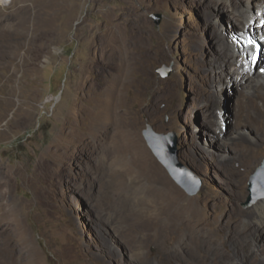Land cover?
Here are the masks:
<instances>
[{
    "label": "rangeland",
    "instance_id": "obj_1",
    "mask_svg": "<svg viewBox=\"0 0 264 264\" xmlns=\"http://www.w3.org/2000/svg\"><path fill=\"white\" fill-rule=\"evenodd\" d=\"M238 5L258 18L264 0H238ZM221 12L202 0L0 4V97H11L7 86H13L15 100L23 98L35 106L0 109L7 115L0 121V245L8 243L18 220L41 264H182L180 257L183 264H221L224 256L236 254L237 233L252 223L247 213L264 200L249 203V182L264 165V139L236 116L237 92L244 88L237 87L230 67L238 59L244 67H253L255 78L264 73V66L256 70L258 60L264 61V32L253 27L245 31L239 9L234 17ZM224 20L240 33L226 31L229 24ZM237 39L247 53L238 49ZM245 81L247 86L252 83L250 78ZM123 82L128 86L121 89ZM114 92L122 93L123 100L115 99ZM263 95L259 91L254 98L259 102ZM120 111L135 116L147 150L203 220L193 232L185 227V237L159 236L139 245L117 231L122 227L120 205L109 203L113 193L107 188L105 146ZM208 115L221 126L219 137ZM98 119L107 126L106 140L94 151H84L81 142L88 125ZM147 124L175 135L177 161L201 182L196 194L189 195L154 154L143 135ZM243 132L251 135L247 145L258 142L260 159L250 160L247 153L234 157L235 148L225 145ZM138 251L141 259L136 260ZM253 252L255 264L264 251Z\"/></svg>",
    "mask_w": 264,
    "mask_h": 264
},
{
    "label": "bare ground",
    "instance_id": "obj_2",
    "mask_svg": "<svg viewBox=\"0 0 264 264\" xmlns=\"http://www.w3.org/2000/svg\"><path fill=\"white\" fill-rule=\"evenodd\" d=\"M11 1L12 0H0V4L7 5ZM202 1L206 5L215 6L222 12H225L227 16L229 15L234 17L235 11L239 9L242 17L240 24L242 28H245V31H247L246 29L253 27L259 32H264V26H261L263 21L262 16H264V8H259L257 11L258 18H254L249 13L248 7H239L238 0ZM224 23L229 24V27L224 24L226 26V31L231 32L233 29L232 33H240V31H238L240 28L238 30L234 29V26L232 27L231 23H228L225 20ZM242 35L237 38L239 40H243ZM257 38L255 37L256 41L258 40ZM238 39V49L243 48L244 50H240L244 52L247 50L245 45L243 47L244 40L239 44ZM259 40H261V38H259ZM262 41L263 40H261V42L258 41L259 44H262ZM257 44H255L256 47H254L255 45L252 47L257 49ZM257 52L255 51V53ZM250 54H252L250 60L255 63L254 60L256 57L253 53ZM248 55H245L247 58L246 60L249 59ZM222 56V53L215 55V61H219ZM260 59L262 60L264 58H261L260 55ZM23 61L26 63V60ZM259 66H264V61L258 60L256 70H258ZM230 69L237 81V87L244 88L239 89L237 92L240 102L239 110L236 116L246 119L248 121L247 122L245 120L247 124H249L252 128H256L258 130L257 133L261 134V138L264 139V95L261 97V101L259 102L254 98V94L259 91H264V73L258 72L257 75L259 78L258 76L255 78L253 67L251 66L250 69L244 67L238 59L236 66L234 68L231 66ZM248 78L252 80V83L247 86L245 80ZM127 86L128 85L123 82L121 89H124ZM7 87L8 94H10L11 97H0L1 110H11L14 107L17 108L18 111L23 109L35 110L33 103H30L23 98L18 100L13 98V96L17 93V91H15V87ZM6 89L7 88L5 87V90ZM115 92L113 93V97L115 99L120 100L123 98L124 95L122 93L116 94ZM146 110L147 109L141 108V112H145ZM208 110H205V112ZM128 114L123 113L122 111L117 113L115 129L110 131V144H108L109 146H105V161H107L110 171L108 176L110 183L107 188L111 194L113 193L111 197H109V203L113 201L114 206L118 204L120 205V211L117 214V217L122 225V229L119 228L117 231L119 233L121 231V234H129L131 236L130 240L133 241V244L138 243L139 245H142L143 242L147 243L152 238H157L159 236H161V238H165L167 235V239L169 240H174L176 237H185V227H188V229L193 232L192 230H195L203 225V220L199 216L196 209H190L188 207L180 190L170 182L164 170L151 156L138 134L135 116L133 115L130 117ZM218 115L219 114L216 115V113H214L212 116L217 117ZM6 116V112L0 113V121ZM209 116L210 115H208L207 119L210 126L214 130L215 136L219 137V135L223 133V130L221 126L216 124L211 118H209ZM216 117L214 119H216ZM243 118L239 121L240 123L243 122ZM106 128L107 126L99 119L95 122H90L87 128L86 136L81 142L83 150L92 152L96 149L97 145L104 144V140H106ZM249 137L251 138L250 133L247 135L246 132H243L230 141H224V143L228 147L235 148L234 150H236L235 152H237V155L234 157L239 156L242 153H247L250 160L253 159L256 161L260 159L261 154L258 147L259 145L258 142H253L252 144L247 145L246 139ZM256 141L261 142V139L257 136ZM241 164L243 165V163ZM121 203H127L128 207L126 206V208L122 206ZM247 216L251 219L250 221H252V223H246L243 234L237 233L240 239L238 241V251L236 250V254L233 256H224L225 258H223V261L221 260V264H252L255 261L253 259V250L257 249L264 251V245L260 242L262 241L261 239L264 238V200H260L253 211L247 213ZM166 219L168 220L167 222L165 221ZM109 222L111 223V221H108V223ZM176 223H180V227L177 228ZM15 224L17 225V229L15 232L11 230V234L8 237L9 244L6 243L0 245V264H41L39 253L34 247L29 232L25 227H19L18 220L15 221ZM103 228L105 232L108 230L106 225H104ZM250 237L251 241H248V238ZM195 238L196 237H194V239ZM133 244L130 243L128 246L135 248L136 245L134 246ZM185 244L186 243H183L182 246ZM183 249L186 251L185 248ZM187 253H189V251ZM140 255L141 252L138 251L135 252L133 257L137 260L141 257ZM180 258L182 264L186 263V261L182 260V257ZM255 264H264V256L260 259H256Z\"/></svg>",
    "mask_w": 264,
    "mask_h": 264
},
{
    "label": "water",
    "instance_id": "obj_3",
    "mask_svg": "<svg viewBox=\"0 0 264 264\" xmlns=\"http://www.w3.org/2000/svg\"><path fill=\"white\" fill-rule=\"evenodd\" d=\"M160 20L161 16L159 15L156 18V22L159 23ZM166 74L164 73V75ZM143 135L154 154L168 169L175 181L189 195L196 194L201 188V182L191 178L187 174L185 167L177 161L178 144L175 135L172 133L156 132L151 124H147V127L143 129ZM160 144L164 146V149L160 147ZM249 189L251 191L249 203L264 197V165L251 178Z\"/></svg>",
    "mask_w": 264,
    "mask_h": 264
}]
</instances>
